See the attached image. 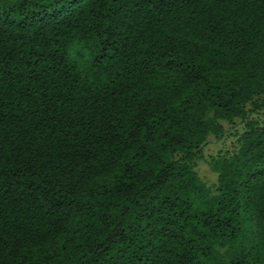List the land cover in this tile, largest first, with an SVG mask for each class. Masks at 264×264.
<instances>
[{
	"label": "trees",
	"instance_id": "obj_1",
	"mask_svg": "<svg viewBox=\"0 0 264 264\" xmlns=\"http://www.w3.org/2000/svg\"><path fill=\"white\" fill-rule=\"evenodd\" d=\"M263 109L264 0H0V264H264Z\"/></svg>",
	"mask_w": 264,
	"mask_h": 264
},
{
	"label": "rangeland",
	"instance_id": "obj_2",
	"mask_svg": "<svg viewBox=\"0 0 264 264\" xmlns=\"http://www.w3.org/2000/svg\"><path fill=\"white\" fill-rule=\"evenodd\" d=\"M249 120L255 121L264 128V109L256 115H251ZM224 133L221 138L210 136L202 151V159L197 162L195 170L199 178L211 189H214L217 176L211 171L209 162L225 152H231L236 146V138L242 132L244 123L236 120L234 123L222 122Z\"/></svg>",
	"mask_w": 264,
	"mask_h": 264
}]
</instances>
